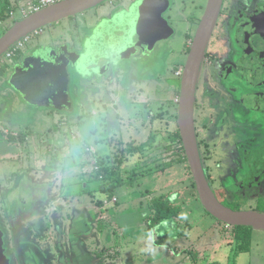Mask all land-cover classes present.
I'll return each mask as SVG.
<instances>
[{
    "label": "flooded vegetation",
    "instance_id": "1",
    "mask_svg": "<svg viewBox=\"0 0 264 264\" xmlns=\"http://www.w3.org/2000/svg\"><path fill=\"white\" fill-rule=\"evenodd\" d=\"M147 1L107 0L89 9V11L95 10L92 17L85 16L84 19L77 20L74 27L77 24L79 26L76 29L72 31L71 25L70 28L63 31V34L59 36L61 47L58 44L56 47L44 48L53 47L54 52H66V56L70 59L80 61L82 57H88L87 46L93 44L94 40L97 41V31L101 28L105 33L101 37V42H105V44L109 43L112 35H119L123 29L128 30V32L132 31L131 33L137 36L139 40L148 36L152 38L149 41L153 40L151 47L141 43L140 45L137 44L135 52L129 59L118 63L111 62L102 75L90 73L91 75L80 76L82 74L76 73L72 66H69L68 93L67 99L63 102L68 105L62 106L61 111L70 110L79 106L80 103L81 106L85 107L89 103L87 100L78 104L75 103L77 98L75 94L80 92V88L73 84L74 78L77 77H88L90 79L88 87L91 89L99 87L102 93L106 94V100L118 99V91L129 87H135L138 98L145 94L141 88L138 89V86L141 87V85L137 84L136 70L141 72L146 65L158 61L162 54L160 52L163 50H161V46L157 49V46L161 42L159 40L164 38L161 35L165 31L163 17L158 15V1L149 0L150 5L146 3ZM207 4L208 0H204L203 9L198 8L202 11L200 18L191 14L180 20L182 24L187 26L180 54L185 60ZM102 10H105L104 13H101ZM75 17L77 15L73 18L70 17L73 23ZM169 21L171 20L169 19ZM103 24L104 26L101 27ZM148 27L149 29H147ZM167 51L171 55L174 53L171 49ZM4 68L0 70V78H4V74H2ZM9 87L11 86L9 85ZM214 99L217 101L215 106L212 104ZM32 108L44 107L32 106ZM207 109H210V112L215 111V113L211 112V116L208 117L213 127L207 125L202 119V112L205 113ZM78 117L82 119L81 114ZM86 117L87 115L83 118ZM193 119L202 168L216 199L225 207L235 211L242 210L246 204L241 202L248 200L250 207L247 209L256 211V207H259L264 199V184H262L264 183V0H221L216 22L210 33L200 64ZM230 132H233L235 136H232ZM0 133L6 138L15 139L17 143L20 142L21 136L18 131L11 132L0 127ZM214 136L218 137L219 142L217 144H212V137ZM215 147L218 149L216 150ZM215 151L222 162L225 158H229L233 161L231 165H235L234 169L229 170V174L232 175L229 177L231 178L229 181L224 182L222 173L219 176L215 173V164L220 162V160H215L213 156ZM213 175H215L214 178ZM225 178L227 179L228 175H225ZM256 181H259L263 188L261 186L256 188L254 186ZM250 188L253 189V193H249ZM3 194L0 192V209H2L1 204L6 201L2 197ZM105 201L109 203L108 206L117 204L110 205L108 199ZM62 215L61 223L65 224L64 221L67 224L68 221L72 222V225L68 224L67 229L62 230L60 224L55 225L51 222L52 224L48 226V229L45 227L46 232L44 230V232H34V228L29 227L28 229L35 233L34 235H28L23 230L24 227H22L23 229L13 228L15 223L10 215H0L1 232L3 233L5 230L9 232L3 234L6 238L3 243L6 244V249L3 253L1 251L0 255H8L7 258L10 259L11 264H78L77 262L73 263L76 260L77 245H79V241H76L77 239L73 235V219L66 213L65 215L62 213ZM174 217L162 219V221ZM25 227L28 225L25 224ZM100 227L102 228L98 233L104 229L103 226ZM226 227L231 230L229 234L231 238L229 236L227 238H230L235 245L234 227L230 229V226L225 225ZM81 243H83L82 240ZM250 248L248 247L247 251L244 250L240 253L236 250L239 254H233V264H236L238 255L248 252ZM86 252L84 246L82 255ZM189 252L192 254L191 251ZM210 264L215 263L211 262Z\"/></svg>",
    "mask_w": 264,
    "mask_h": 264
},
{
    "label": "rangeland",
    "instance_id": "2",
    "mask_svg": "<svg viewBox=\"0 0 264 264\" xmlns=\"http://www.w3.org/2000/svg\"><path fill=\"white\" fill-rule=\"evenodd\" d=\"M151 1V0H150ZM150 1L148 0L146 3L150 5ZM158 5L157 8L159 9L158 15L163 17V26H165L164 34L161 35L164 38L162 40H159L160 44L157 46H161V50H163L161 56L159 57L158 61H155L153 64L146 65L141 72H137L136 74V81L137 84L141 85L138 86V89H142L145 91V93H149L146 96H142L139 98V102L135 103L138 107L137 109L132 108V106H127L128 112H123L121 105L126 104V100L123 93H119L122 95V99H120V106H118L116 109L113 108H105L106 104V94L102 93V90L100 88H89V81L88 77H77L74 78V85H77L80 88V92H76V102L80 103L81 101L87 100L89 103L88 106H75L74 108H71L70 110H59V109H53L50 107H44V108H37L33 109L32 106H27L25 103H20L19 100H16L15 102H11V100L8 99V96L6 94V90L9 89L8 85V78L12 75L14 72V66L16 60L20 61L22 60L26 55L23 54L18 59H13L11 62H9L7 65H5L4 70L2 71V74L5 75L6 80H1L0 90H2L0 99L2 102L0 103V115H3L4 120L8 123L4 124L3 126L8 128L11 132H17L12 131V127L14 126V121H25V123L29 122V119L31 120V124L34 122L38 125L41 124V127H45L46 124H42L45 120H52L55 119L57 116H61L60 114H65V116H69L71 113V116L74 117L73 124L68 123L66 129H61V131H66L62 135H69V141H71L72 146H76L78 149H80V159L85 157V159H88L87 165L88 167H85L80 171L79 173L76 171L72 176V182L78 181L79 183H82L83 189H88L89 194H82L80 191L73 192L70 194L69 202H64V205L66 208L71 209V207L76 204L80 205V207H84L86 209H89V201L92 197L90 196L91 192L98 193V189L102 188V185L108 184V182L120 179V182L122 185H119L118 190L114 191L112 193V197L110 200H112L113 197L115 198V201H111L110 204H119V207H121L120 212L118 210L109 211L107 212V209H101L100 206L95 205V213L96 217L95 222L96 225L103 226L104 229L101 231L102 235L104 234H110L114 235V230L118 231V228L116 227L114 220V215H137L138 208L134 207L133 201L140 198V194L137 192V187L139 184H136L135 182L137 177H145L149 169H153V171H156V173H152L153 177L151 178V188H154L158 192V197H163L165 200L168 199V203L170 204V207H176V205H180L181 209L178 211L177 216H175L173 219H168L162 221V225H156L155 226V232L159 235H163V232L166 230L172 229L174 233L177 232V230H191L195 231L196 233H200V231L207 230V234L200 236L199 241H195V243L200 248H210V243L212 246V249H214L211 252V255H206L205 264H210L211 262H214L215 264H233V254L236 252V247L234 244H224L223 250H217V247L215 248V245L220 244L223 245V242L226 241L227 236L223 234V230L225 229V224L220 223L213 217H211L201 206L198 197L196 195V191L194 186L191 184L190 177L183 168V166L180 165H174L169 166L168 164L171 163V161L176 159V156L178 155V145L173 144V141L170 138L171 132H173V129H175V120L172 119L170 121V114L173 113L176 114L177 104L174 103L171 104V102H166L171 97L174 98V87H177L180 84V78H175V71L178 69L183 68L185 64V58L183 59L181 54V50L183 48V42L184 37L186 36V28L187 26L180 22V20H183L184 18H187L191 14L197 16L198 18L201 17L202 11L198 10V8L204 7V0H157ZM105 10H102L101 13H104ZM95 10H87L81 15H77L75 17L74 23L72 22V18L64 19L58 23H54L51 25H48L44 28H42V33L39 36L32 37L30 41L27 43L26 47H29L31 50L36 48L37 46L41 45L43 48H47L50 46L56 47V45H60L59 36L63 34V31L70 28L72 25V31L79 26L78 24L75 25L77 20H82L86 17H92ZM138 12V11H137ZM17 14V13H16ZM10 17H13V15L10 13ZM17 19V17H15ZM143 18V17H142ZM16 19L14 20L16 22ZM160 19V17H159ZM169 19L171 21H169ZM14 23H11L9 21L6 22L5 30H0V38L5 34L7 30L12 28L14 26ZM61 38V37H60ZM39 43V44H38ZM61 47V45H60ZM173 50L174 53L171 55L169 54V51L167 50ZM29 50V51H30ZM25 53V52H24ZM150 53V52H149ZM157 75V80L155 79V75ZM91 75V74H90ZM83 76V75H80ZM89 76V75H87ZM2 79V78H0ZM155 81V82H154ZM167 83V84H166ZM149 87V88H147ZM172 87V88H170ZM2 94L4 96H2ZM175 96L177 97V89H175ZM117 97V98H118ZM18 99V98H17ZM203 102L205 103V99L203 98ZM211 102V101H210ZM16 103H19L23 107V111L29 109V112H22L19 107L16 106ZM158 103V104H156ZM162 104V105H161ZM212 104L215 106L217 104V101L214 99L212 101ZM82 105H84V102H82ZM128 105V104H127ZM220 105V103H219ZM160 106V108H158ZM173 106V107H172ZM34 107V106H33ZM93 110V111H92ZM162 110V112H160ZM75 112V113H73ZM90 112H93V116L88 119V116L90 115ZM117 112L120 113V117L117 119L115 117V114ZM212 113L215 111H211ZM210 109H207L206 112H202L203 116L202 119L205 121V123L209 126H212L210 124L211 120L210 117L211 113ZM241 114L242 112L239 111ZM20 113V114H19ZM60 113V114H59ZM159 113H167L166 116ZM82 115V118L87 115L86 118L77 120L78 115ZM24 115V116H23ZM130 115L133 116V125L130 127L129 122L126 119ZM159 115V118H164L162 121L157 120V116ZM131 116V117H132ZM114 118V119H113ZM173 118V117H172ZM88 119V120H87ZM112 119V120H111ZM14 120V121H13ZM94 122V125H96V137L100 134L105 138L109 136H114L111 138L106 139V143L110 154L108 156V165L110 167V171L105 173L106 178L109 180L103 181L101 179V176L104 177V174L97 173L95 171V160L89 156L91 153H95V149L91 146L85 147L81 141H83L80 138L79 132L87 133L94 127L91 126V124ZM153 120L154 122L151 123ZM64 121V120H63ZM87 121V122H86ZM165 121H168V128L165 129ZM64 123V122H63ZM88 123V125H87ZM119 124V125H116ZM157 124L161 125L158 126ZM228 126V123H226ZM154 125V127H152ZM50 126H53L52 123ZM213 127V126H212ZM80 128V130H78ZM131 128L134 129V132L136 133V139H130V132L131 134L133 131H131ZM156 128V130H155ZM115 129L118 130L117 135H114ZM42 129H39L38 132H40ZM31 134L35 135L34 127L31 128ZM79 131V132H78ZM143 134V137L140 135ZM99 133V134H98ZM122 137L120 136V134ZM232 136L233 132H230ZM227 134V132H226ZM237 135V134H236ZM126 136H129L126 138ZM213 142L212 144H217L219 142L218 137L214 136L212 137ZM45 143L47 142L44 140ZM32 142H34V138H32ZM48 143V142H47ZM103 144V141L100 142ZM144 145V146H143ZM37 146V145H35ZM89 148V151L87 149ZM131 149V151H128V149ZM169 148V149H168ZM217 150L218 148L215 147ZM55 150V147L52 146V151ZM32 153L34 154V150H32ZM35 154L37 158L40 156L38 155V150L35 149ZM86 155V156H85ZM215 160H220V157L217 155L215 151V155H213ZM31 158L35 160V156L32 155ZM44 159H40L36 161V164L40 161H43ZM150 160H153L151 163ZM106 161V160H104ZM103 161V163H104ZM25 162H29L27 159ZM229 162V163H228ZM232 159L225 158L224 162L220 160L219 163L215 164V173L219 176L221 173L222 179L225 181H229V177L232 175L229 174V170L231 168L234 169L235 165L232 164ZM30 163L33 165V161H30ZM35 163V162H34ZM155 165V166H153ZM165 165H168V168H165ZM148 166H153L151 168H148L147 170L144 169L140 172L135 173V171L140 170L141 168H146ZM32 171V168L29 170ZM112 171L115 172V174L112 173ZM225 175H228V178H225ZM5 176L8 178L10 176V173L5 174ZM63 174V179H59L58 177L55 178L59 183H64L66 181L65 178H69L68 176H65ZM137 176V177H136ZM215 175H213V178ZM15 178L13 182L7 181L8 179H5L4 183L0 184V192L5 193L2 195L4 199H6L4 204V209L10 211V208H14V210H17V214L21 213V207L25 206L23 202L26 201H35L37 199H43V197H46L45 193V187L44 186H31V182L27 180H16ZM147 179L146 181H148ZM62 181V182H61ZM132 181V182H131ZM256 185H254L256 188L262 187L261 183L259 181L255 182ZM127 185V188L124 187V185ZM133 185L131 187L130 185ZM264 184V183H262ZM65 185V183H64ZM136 185V186H135ZM215 186H218L215 184ZM8 187H10L8 189ZM260 188V189H261ZM5 189V190H4ZM259 189V190H260ZM264 189V188H263ZM22 190H25L22 192ZM128 190V194H126L127 197H124V191ZM215 190V189H213ZM253 189L250 188L249 193H253ZM258 190V189H257ZM22 194H25L26 196H22ZM108 198L110 196L109 193ZM41 201V200H40ZM166 201V200H165ZM153 205V201L150 202ZM241 203H245L246 205L242 207V210H249L247 208L250 207L249 201L245 200ZM117 204V206H118ZM13 206V207H11ZM61 206V202L59 200H56V203L54 204L53 209L56 211L53 213H50L48 216V221L53 222L55 225L60 224V229L63 230L66 227V224L61 223V220L63 218L62 212L59 211V207ZM93 206V205H92ZM109 207L108 202H103V208ZM113 207V206H112ZM118 207V208H119ZM50 208V207H49ZM47 208V209H49ZM256 212L264 213V199L260 203L259 207H256ZM44 212V208H42ZM25 211V212H23ZM30 212L28 208H25L22 210L23 213ZM253 211V210H249ZM48 212V210H47ZM13 213V212H12ZM49 213V212H48ZM10 215V218L13 216H16V218H19L21 215ZM0 215H3V210L0 209ZM71 215V214H70ZM26 214L22 215V217L27 221ZM74 220V231L75 226L79 223L82 225L83 230H87L88 224L85 219H87L85 216L82 217V219H78L76 215H73ZM8 219V217H7ZM141 220V219H140ZM32 224V223H30ZM45 224V222H44ZM43 224V225H44ZM24 227V231L29 234H35L31 232L28 228H34V232L36 230H40L43 226L42 223H38L36 225L32 224V226ZM164 225V226H163ZM216 225V227H215ZM217 225H220V227H217ZM69 226V225H68ZM161 226H163L161 228ZM180 226L182 227L180 229ZM184 226V227H183ZM185 228V229H184ZM232 229V227H230ZM21 231V229H20ZM182 231V232H183ZM190 231V235L188 237L189 243L194 242V237L192 236V232ZM231 231V230H230ZM193 232V233H195ZM9 233L7 230H5L3 233L1 232L0 227V252L4 251L6 249V244L4 245V240L6 241V238L3 234ZM2 234V235H1ZM26 234V237L28 235ZM220 236L221 238L216 241L213 240V238H216V235ZM221 234V235H220ZM181 237H184V235L180 234ZM230 237V235H229ZM25 238V237H23ZM198 238V237H197ZM231 238V237H230ZM217 239V238H216ZM101 240V238L99 239ZM183 240L181 238V244H183ZM88 242V241H87ZM120 242V241H119ZM27 243V242H25ZM87 244V243H86ZM206 245V246H204ZM249 247H251V257H253L256 262L259 264H264V232L263 231H256L252 229L250 231V243H248ZM126 246V245H122ZM102 255L105 258H107V255L111 253L110 249L106 250L104 248H100ZM127 249L126 247L124 250ZM216 252L214 253V251ZM209 253V252H208ZM92 254V253H91ZM111 255V254H110ZM8 255L2 256L0 255V264H11L9 258H7ZM110 259V257H109ZM203 259V260H204ZM253 260V259H252ZM250 261V256L245 255H239L238 258H236V264H247Z\"/></svg>",
    "mask_w": 264,
    "mask_h": 264
},
{
    "label": "crops",
    "instance_id": "3",
    "mask_svg": "<svg viewBox=\"0 0 264 264\" xmlns=\"http://www.w3.org/2000/svg\"><path fill=\"white\" fill-rule=\"evenodd\" d=\"M26 1L28 0H0V30L2 31L5 30V25L7 21L14 23L15 22L14 20L16 19L15 17H17L16 22L23 19L21 18L17 10ZM10 13H12L13 17H10ZM29 50L30 49L28 47L26 51H24L25 53L23 52L15 58L18 59L23 54L26 55L28 52L30 53ZM22 60L20 61L16 60L15 65L20 64ZM155 79L157 80V77ZM1 80H6L5 75L4 78L2 77V79H0V85H1ZM175 89L176 87H174V92H173L174 98L171 97L166 102H171V104L174 103L173 100L176 97ZM1 92L2 90H0V95ZM118 92L126 95L124 97V99L127 101L126 104L125 105L120 104L121 101L120 99H122L120 97H122V95L119 94L118 96L120 97L118 99L112 98L110 100H106L105 108L109 107L116 109L118 106L121 105L123 106L121 108L122 111L126 113L128 112L127 106L130 107L132 106V108L134 107V109L138 108L135 107L137 106V104L135 103L139 102L138 99L141 98V96L139 98L136 96L137 90L135 89V87L122 89ZM6 94L8 96V99L11 100V102H15L16 100H19L20 103L22 102L26 104V102L20 97V95L17 92H15L13 89H11V87H9V89L6 90ZM148 94L149 93L146 92L143 95L146 96ZM2 96L4 95L2 94ZM1 102L2 100L0 99V103ZM88 105L89 104H87V106ZM16 106L22 110V112L20 113L29 112V109L23 111L24 109L22 105L19 103H16ZM158 108H160V106ZM160 112H162V110ZM93 114H94L93 112H90L88 119L92 117ZM160 114L166 116L167 113L164 114L159 113V115ZM64 115L57 116L55 119L52 120L43 121L42 124L43 125L46 124L44 129L43 127H41V124L38 125L35 122L31 124L32 122L30 119L28 123H25L24 120H22V122L13 120L14 126H11L13 128L12 131L20 132L21 137L19 143H17L15 139H12L10 137L6 138L0 133V184L4 183L5 179H8L7 181L13 182L15 181L14 179L18 177V179L16 180L30 181L31 186H35V187H38L40 185L44 186L46 193V197L44 196L43 199H37L35 201L29 200L23 202L25 206L21 207V213L19 214H17L16 212L17 210H14V208L12 209L10 208V211L4 209L5 203L1 204L3 215L4 214L21 215L19 218L13 216L12 221H14L15 223V225H13V228L14 227L22 228L25 227V224H30V223L34 225H36L37 223H42L43 227L41 228V230H36V232L37 231L44 232L45 227H47L48 229V226H51L52 224L50 221H48V217H49L48 215L56 211L55 209L52 208V206L54 207L56 200H59V202H61L59 211L62 212L64 215L66 213V215L71 216L73 220H74L73 215H76V217H78L79 220L82 219L83 216H85L87 218L85 219L87 224L89 221L87 230H83L82 225L79 223L75 226V231L73 230L74 231L73 235L77 239L76 241H79L78 243L79 245H77L78 250L76 251L77 253L76 260H74L73 263L77 262L78 264H203L205 262L204 258L206 257V255H211V252L214 249H212L211 243L209 244L210 248H205V249L200 248L195 243V241L196 239L197 241H199L200 236L206 235L207 230L205 231L202 230L200 231V233H196L195 231H191V230L186 231V229L184 228L185 231L177 230V232L174 233L173 230L170 229L164 231L163 235L161 236L155 232V226L162 225V223L152 224L153 221L148 220L147 217L149 216L148 214H150V210L152 208V204L150 202H152L153 199L158 197L157 190L151 188L152 187L151 178L153 177L152 173H156V171H153V169L155 168L149 169L145 177L141 178L136 176L137 178L135 182H137L136 184H139V186L136 185L135 186L137 187L138 194H140V198L133 201V203H134V207L138 208L139 210H137V215H114L113 222H115L116 227L118 228V232L115 230L116 231L115 236L110 234L102 235L101 233H98V231L102 227H100V225H96L94 219L96 217L95 216L96 213L94 210L95 205L100 206L101 209H107L106 210L107 212L114 211L116 209L118 210V212H120L121 210V207H119L118 203H117L118 206L116 204L112 207V205L110 204L111 206L103 208V202L106 199H108V194L104 192V188L105 186L107 187V184L102 185V188L98 189L99 194L95 192L90 193V196L92 197V201L90 199L88 205L89 209L80 207V205L78 204L76 205L73 204L71 209L65 207L67 205H64V202H66V204L67 202H69L68 200L71 193L80 191L82 194H86V193L89 194L88 189L82 188V183H79L78 181H74V182L71 181L73 178L72 176H75L73 174L76 173V171L79 173L80 171H82V169L88 167L89 165L87 164L89 163H88V159L86 160L85 157L80 159L81 150L78 149L76 146H72L71 141H69L70 136L62 135L66 131L62 132L61 129H66L65 125L67 126L68 123L69 125L73 124V122L75 121L74 117L71 116V113L69 116H65V118L63 119ZM159 115L157 116V120L164 119L162 118L163 116L159 118ZM172 115L173 113L170 114V116L168 117L170 118V121L173 119ZM131 116L132 115H130L126 119L124 118V120H127L129 122L130 127H132L133 125L132 121L133 119H135L133 118V116L132 117ZM115 117L118 119L120 117V113L117 112V114H115ZM80 119L81 118L77 116V120L79 121ZM151 121H152L151 123L154 122L153 120ZM94 122L95 121L93 120V123L91 124V126H93L94 129L93 128L91 129L90 127V130L87 133L78 131L80 138L83 140L81 142L85 147L91 146L95 149L94 156L96 158V161L99 160L100 162H102L106 160L104 162H108V156L111 151L107 149L108 143H106V139L114 136H109L107 138L103 136V138H101L102 135L98 133L99 135L96 137V135L94 134L97 132L96 131L97 128L96 125H94ZM6 123L7 122L4 120L3 115H0V127L3 129H8L3 126ZM51 123L53 126H50ZM157 125L161 126L159 124ZM32 127H34L35 135L31 134L30 130ZM152 127H154V125ZM39 129L42 130L38 132ZM78 130H80V128ZM131 131H133V133L131 134L130 132L129 135L130 139H136V133L134 132V129L131 128ZM117 133L118 130L115 129L114 135H117ZM138 133L139 136L141 135L143 137V134H140V132ZM120 136L122 137L121 134ZM129 136H126V138H128ZM32 138H34V142H32ZM44 140H46L48 143L47 142L45 143ZM102 141L103 144L100 143ZM52 146L55 147V150L53 151H52ZM35 149L38 150V155L40 156L39 158H37L35 154ZM32 150H34V154L32 153ZM32 155L35 156V160L31 158ZM26 159L29 161L28 163L25 162ZM40 159H44V160L40 161L38 163L39 165H37L36 161ZM30 161H33V165L30 163ZM152 161L153 160H150L149 162L151 163ZM174 165L183 166V168L185 169L184 165L182 164L176 163L173 164V166ZM153 166H148L143 169L141 168L140 170L135 171V173L140 172L144 169L147 170L148 168H151ZM30 168H32L31 172L29 171ZM165 168H168V165H165ZM6 173H8V175L10 173V176L8 178L5 176ZM63 174L69 177V178H65L66 179V181L64 182L65 185L62 181H61L62 183H59L57 179L55 180V178H57L58 176H59L58 178L62 180ZM147 179L149 180L146 181ZM130 186L133 187L132 184ZM124 187H126V189L129 188L127 187L126 184L124 185ZM9 188L10 187H8V189ZM118 189L115 188V190H113V193ZM23 191L25 190H22V192ZM126 194H128V190L124 191L123 196L127 197ZM22 196H26V195L22 194ZM165 200L168 202V199L165 198ZM73 201L77 203L75 200ZM176 207L180 211L181 209L180 205H176ZM25 208H28L30 212L27 211V213H23L25 211L22 212V210ZM42 208H44V212L43 210H41ZM47 210L49 213L47 212ZM24 214L27 215L26 216L27 221L22 217V215ZM64 222L66 224L65 229H67L68 224L72 225V222L70 223L68 221V224L66 221ZM163 226H161V228ZM217 227H220V225H217ZM181 228L182 227L180 226V229ZM228 229L229 228L226 227L225 229L223 230L221 229L219 231L221 232L223 231V234L225 236H229L231 232ZM190 231L192 232V236L194 237L193 243H189L190 241L188 237L190 235ZM180 234L184 235V237H181ZM100 238L101 240H99ZM181 238L184 239L183 244H181ZM216 238L214 237L213 240L217 241L218 238L220 239L221 237L216 235ZM81 240L83 241V243H81ZM220 244L215 245V248L217 247V250L222 251L224 244L231 245L233 244V242L230 238H227V240L223 242L222 246ZM122 245H126V246H122ZM84 246L86 247L87 250L86 252L87 256L86 253L82 255ZM125 247L127 249L124 250ZM100 248H104L106 250L110 249L111 255L110 254L107 255V258L104 259ZM250 250L240 255H245L247 257L250 256V261L247 264H259L258 262H256V260L253 257H251ZM189 251H191L192 254H189L190 253ZM215 252L216 250L214 251V253Z\"/></svg>",
    "mask_w": 264,
    "mask_h": 264
},
{
    "label": "water",
    "instance_id": "4",
    "mask_svg": "<svg viewBox=\"0 0 264 264\" xmlns=\"http://www.w3.org/2000/svg\"><path fill=\"white\" fill-rule=\"evenodd\" d=\"M105 1L107 0H66L21 19L0 38V56L14 43L34 31L86 12ZM220 4L221 0H208L206 11L190 45L180 77L176 124L196 195L203 209L226 226L250 227L264 232V213L249 210L235 211L225 207L216 199L206 180L197 146L193 119L196 84ZM103 26L104 24L101 27ZM123 32L112 35L109 43L105 44L101 42V37L105 34L104 30L103 28L98 30L97 41L94 40L93 44L87 46L88 57H82L80 61L70 59L66 56V52L56 53L52 50L53 47L44 49L39 45L31 49L22 62L14 68L8 83L29 106L61 110L62 106L68 105L63 102L67 99L69 66L82 75L90 73L102 75L111 62L118 63L129 59L135 52L137 44L151 47L153 40L149 41L152 39L150 36L139 40L131 33L132 31L123 29Z\"/></svg>",
    "mask_w": 264,
    "mask_h": 264
},
{
    "label": "trees",
    "instance_id": "5",
    "mask_svg": "<svg viewBox=\"0 0 264 264\" xmlns=\"http://www.w3.org/2000/svg\"><path fill=\"white\" fill-rule=\"evenodd\" d=\"M179 94V85L177 86V96ZM173 119L175 120V129H173V132H171V139L173 141V144H177L178 145V155L176 156V159L171 161V163H169V166H173V164H182L185 167V171L187 172V174L190 177V181L191 184L194 186L193 181L191 179V175L189 172V167L187 165V161L184 155V150L183 147L181 145V141H180V136H179V132H178V128H177V124H176V120H177V114H174V116L172 115ZM163 119H161L160 121H162ZM168 121H165V129L168 128ZM128 151H131V149L129 148ZM98 165H99V172L104 174V177L102 176V180L103 181H107L109 180L108 178H106V174L107 172H109L111 169L108 165L107 162H100L98 160ZM113 174H115L114 171H112ZM106 185V184H105ZM119 185H122V183L120 182V179H115L112 180L110 182H108L107 187L105 186L104 188V192L109 193L110 196L108 198V201L110 202V198L112 197V193L113 190H115V188H117ZM115 198V197H113ZM102 204V202H101ZM179 209L177 207H170V204H168L167 201H165L163 199V197H157L156 199L153 200V205L152 208L150 210V214L148 218L149 221H153L155 220V222H152V224H156L162 221V219H166V218H172L173 216H177ZM153 226V225H150ZM252 230V228L250 227H234L233 228V233L235 234V245H236V249L237 251L243 252L244 250L247 251L249 245L248 243H250V231ZM238 252H235V254H239Z\"/></svg>",
    "mask_w": 264,
    "mask_h": 264
},
{
    "label": "built area",
    "instance_id": "6",
    "mask_svg": "<svg viewBox=\"0 0 264 264\" xmlns=\"http://www.w3.org/2000/svg\"><path fill=\"white\" fill-rule=\"evenodd\" d=\"M66 0H28L23 5L18 8V13L21 18H25L35 12H38L48 6L57 4L59 2ZM12 14V13H11ZM42 32V29L36 30L33 33L21 38L19 41L10 46L1 56H0V70L5 67L9 62H11L15 57L19 54L23 53L26 50L27 43L30 41L32 37L39 36ZM182 73V69H178L175 71V78H180ZM174 103H178V97H175ZM89 151V148L87 149ZM91 156L95 160V171L100 174L98 161L94 156V153H91ZM102 179V176H101ZM111 201H115V198H112ZM110 201V203H111ZM109 204V203H108Z\"/></svg>",
    "mask_w": 264,
    "mask_h": 264
}]
</instances>
